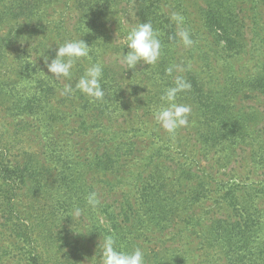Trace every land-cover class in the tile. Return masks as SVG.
Wrapping results in <instances>:
<instances>
[{
	"label": "trees",
	"instance_id": "obj_1",
	"mask_svg": "<svg viewBox=\"0 0 264 264\" xmlns=\"http://www.w3.org/2000/svg\"><path fill=\"white\" fill-rule=\"evenodd\" d=\"M71 1L79 16L67 39H83L90 59L79 58L70 78L53 77L45 59L50 63L55 50L26 52L19 82L0 88V106L16 132L6 141L0 136V228L25 246L22 264H60L41 242L58 240L62 232L51 229H60L74 207L85 211L88 225L102 215L107 225L95 228L102 240L112 235L126 251L144 247L145 264H167L169 256L179 260L171 264H188L190 252L164 243L184 237L198 243L210 264H264V0H201L199 17L184 20L194 32L190 48L170 19L173 12L184 15L182 0H140L141 18L159 32L162 47L155 65L132 69L110 64L123 57L109 50L118 0ZM51 2L0 0V29L38 24ZM96 62L104 65L102 100L78 90L61 95ZM174 65L182 71L169 75ZM178 75L191 84L177 98L192 109L186 137L185 127L170 135L153 115ZM27 136L41 142L43 161L17 150L18 137ZM74 138L87 141L72 144ZM47 161L58 170L55 191L44 197L52 218L40 198L26 209L20 203L25 188L49 181ZM91 192L100 200L95 208L86 203ZM171 230L172 240H157Z\"/></svg>",
	"mask_w": 264,
	"mask_h": 264
},
{
	"label": "rangeland",
	"instance_id": "obj_2",
	"mask_svg": "<svg viewBox=\"0 0 264 264\" xmlns=\"http://www.w3.org/2000/svg\"><path fill=\"white\" fill-rule=\"evenodd\" d=\"M5 2H7V0H5ZM200 2L201 0H182L181 12H183V16L188 22L196 20L199 17L198 6ZM118 5L119 7L116 11L117 15L114 17V25L111 27L114 34V43L109 46V50L112 54L128 52L129 49L126 46V36L128 31L140 23H145L144 18H141L142 14L140 8L142 7V4H140V0H118ZM77 6L78 4L76 2L73 3L71 0H52L49 7L50 9L45 11L44 18H41L37 22L38 24H31L23 27V25H19L21 23L18 22L12 33H8L6 27L0 29V88H2L1 84L10 88L19 82L21 78V74L19 73V60L23 53L34 51L39 52V50L51 51L52 49L56 51L57 46L62 45L65 41H68V39L71 38L70 33L74 31V25L79 16ZM19 21L24 24L23 20ZM59 22H65L66 26L64 27L63 24L59 25ZM58 28L62 29L58 30ZM58 33L59 35H62V37L55 39L56 34ZM190 35L193 37L194 32L190 31ZM43 39H49V41H44ZM59 39H61V43L58 44L57 42ZM110 64L115 68H123L122 66L125 65L119 57L112 58ZM141 64L142 62L138 63L136 68ZM136 97L137 96H134V99ZM244 102L250 103L251 105L260 104L256 99L251 100L246 98ZM8 115L9 113L5 112L3 107L0 106V136L1 134H4L3 141H6V138H11L13 133H16L14 126H12V119L9 118ZM187 128L188 126L183 128L185 129L183 131L184 137H186L189 132V129ZM56 133L62 134L61 131H57ZM63 138H61L62 144H64L65 141L71 140H63ZM18 139L17 150L24 148V152L37 155V159L43 161L40 141L29 136L26 138L18 137ZM76 140L87 141L83 138H74L72 144H74ZM184 140H186V138H184ZM190 144L194 145V140L190 142ZM45 170L49 172V181H43L40 183V189H34L33 186L25 188L21 192L20 197V203H22L21 209H26L36 198H40L41 202L46 204V199L44 197L50 195L52 191H55L53 181H55L58 174L57 167L50 161H47L45 164ZM35 192L41 193L36 197ZM46 205L47 214L44 216L52 218V216L48 214L51 211V202ZM52 209L55 210L54 205ZM37 214L39 216L44 214L42 207H38ZM101 216L102 215H99L97 221L92 222L91 225H88L87 221L89 220L87 219L85 211L82 217L78 220L73 221L72 218L63 219L60 229H51V231L60 230L62 235H55L58 236V240L55 238L56 242H41L44 246L43 251H49L48 256L50 258L53 257V260L58 261L60 264H81L79 263V258L88 262L87 264H98V246L102 239L99 236V230H95V228L99 225H107L106 220ZM171 232L172 230L165 235L161 234L157 237V240H159V242L162 240H172L174 235H172L173 233ZM62 238L67 240V242H60L59 240ZM164 243L165 245L180 247L185 252H190L191 255L188 264H210L209 261H205V257H201L198 243L197 245L194 244V239L188 240L184 237L181 242L177 241L176 244H173V242ZM182 245L184 247H182ZM147 246L152 247L149 243H147ZM24 248L25 246L23 244L12 242V240L8 238L6 231L0 228V257H2L1 261L3 264H22L23 257L24 259L26 258V256H24ZM194 248L197 249L195 250ZM142 250L145 251V248L143 247ZM194 258H199V260H194ZM167 259L166 263L171 264L172 260H175V257L169 256ZM49 264H51L50 260Z\"/></svg>",
	"mask_w": 264,
	"mask_h": 264
},
{
	"label": "clouds",
	"instance_id": "obj_3",
	"mask_svg": "<svg viewBox=\"0 0 264 264\" xmlns=\"http://www.w3.org/2000/svg\"><path fill=\"white\" fill-rule=\"evenodd\" d=\"M171 21L176 24L177 33L180 41L185 48H190L195 43L191 38L188 29L183 27L184 16L180 13L173 12L170 15ZM126 46L129 51L123 52L122 62L126 64L127 69L143 62L147 65H155L161 55V41L159 32L155 30L152 23H140L132 27L126 36ZM50 48V47H49ZM91 47L83 40L65 41L62 45L57 46L55 57L48 63V57L45 59L46 68L53 77L70 78L72 69L79 58L90 59ZM104 65L101 62L91 63L77 80L75 88L71 84H65L61 95H70L78 90L82 94L95 100H102L104 91L101 87ZM174 69L182 71L180 66L174 65L166 69L169 75ZM191 89V84L182 76H176L174 86L166 88L161 96L162 105L153 113L155 121L170 135H175L181 127L189 125V116L191 106L178 103V95ZM88 206L95 208L100 200L96 192H91L86 198ZM84 214L80 207H74L70 217L72 220H78ZM98 264H145L144 252L136 247L132 251L118 249L116 240L112 235H107L99 243ZM95 257V256H94ZM97 258V257H96Z\"/></svg>",
	"mask_w": 264,
	"mask_h": 264
}]
</instances>
